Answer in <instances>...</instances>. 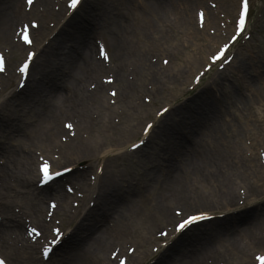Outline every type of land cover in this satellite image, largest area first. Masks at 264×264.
<instances>
[{"label": "bare ground", "instance_id": "6f19581e", "mask_svg": "<svg viewBox=\"0 0 264 264\" xmlns=\"http://www.w3.org/2000/svg\"><path fill=\"white\" fill-rule=\"evenodd\" d=\"M37 1L40 10L32 7L26 11L20 0H0V43L11 49L8 65L25 50L12 35L27 18L40 11L54 16L63 12L52 10L53 0ZM174 1L83 0L78 6L82 5V15L75 16L77 7L53 35L47 34L49 28L42 23L37 30L31 29L37 47L35 75L28 76L23 88L11 87L18 74L14 65L7 67L0 97V211L10 216H4L0 223V241L18 264L37 262L33 245H15L11 235L3 237L6 229L18 237L25 223L23 216L29 215L48 230L41 200L55 196L56 190L49 185L33 186L34 148L47 154L57 151L63 160H70L69 165L85 161V166H75L67 176L83 182L85 201L95 194L92 207L81 200L76 211L77 216L83 214L78 220L67 205L58 207L57 212L72 226L65 239L81 245L77 251L62 253L55 264H86L90 260L114 264L104 257L112 241L120 250L129 239L142 247L148 238L152 240L155 225L176 218L171 205L188 206L187 202L198 204L200 209L190 212L193 214L218 209L225 214L197 224L194 236H177L152 264H204L206 258H211L210 264L234 260L253 264L251 258L244 257L243 246L248 241L253 248L264 247V205L260 218L252 217L256 204L252 213L236 207L238 202L250 203L256 198H260L257 202L264 201V164L258 156L247 154L241 143L243 132L249 131L247 125H256L240 123L254 101L238 92V88L251 90L259 80L264 82V60L257 65L252 58L240 57L233 74L218 71L194 95L181 99L185 90L181 93L176 84L180 77L185 82L196 72L202 56L186 55L189 67H164L168 57L180 58L179 44L171 39L168 42L164 26H171L167 28L175 33V24H170L175 21L184 34L188 28L198 33L193 37L200 39L197 47L207 39L184 14L186 4L180 11ZM208 14L211 16L210 11ZM170 15L175 20L168 19ZM96 33L109 41L105 46L108 63L99 57L96 46L93 50ZM190 47L192 53L194 45ZM185 67L189 70L186 76ZM109 76L114 97L107 94L111 90L106 82ZM231 82L235 84L229 85ZM236 82H242L241 86ZM259 90L264 93V84ZM159 102H164L160 107H168L160 116L156 115L160 108L152 111L150 107ZM229 106L240 117L230 115L226 119ZM150 120L155 124L143 137L144 147L133 152L122 148L130 138L142 135ZM66 123L74 127L67 128ZM137 123L142 124L140 129ZM71 130H75L74 135H69ZM99 165L101 173L91 189L85 173L93 168L95 173ZM138 167L146 172L139 174ZM237 183L241 184L238 190L234 187ZM59 196L64 202L63 193ZM13 204L21 207L19 214L13 212ZM151 255L146 249H136L129 257L135 261L142 256L146 262Z\"/></svg>", "mask_w": 264, "mask_h": 264}, {"label": "rangeland", "instance_id": "374dc122", "mask_svg": "<svg viewBox=\"0 0 264 264\" xmlns=\"http://www.w3.org/2000/svg\"><path fill=\"white\" fill-rule=\"evenodd\" d=\"M21 4H22V0H20ZM216 4V7L211 6L212 4ZM182 4H186L184 7V14L186 15V13L188 14V18L190 20L193 21L194 23V19H195V10L198 8L201 9H205L208 7L210 9H212L213 11H215V13H213L212 16H210L209 14H207V21H206V25H204L202 28H198L199 31L204 32L203 36L205 37V39L207 40H203L201 41V45L199 47H197L196 43L197 40H200L199 37L194 39L193 37L198 35V33H194L191 32L190 28L187 29V31H189L191 33L190 34H184L183 30L177 29L178 25L177 23H175V21L173 23H170L173 26V30L175 31V33L167 27H171V26H164V28L166 29V32L168 33V42L171 39L173 43H177V44H181L180 48H179V59L178 58H172L169 59V62L165 65L166 68H173L175 66L177 67H181L182 65L186 64L187 67H189V65L186 63V60L188 58V56L186 57V55H189L190 57L193 56H197L199 57L204 56L203 58H201V62H200V66L198 68H200L203 63H205V59L206 56L208 58V60L210 62H212L214 65L217 66V64H224L221 63V58L218 59L217 61H212L210 59V56L212 54H214L216 51L219 50V48L221 47L222 44H224L223 42L229 38L232 35H235V18L236 15L239 11V5H240V0H192V2L189 3H182L180 1H174V7L176 10H182ZM211 4V5H210ZM55 10V9H54ZM204 10V11H205ZM247 14H248V19L246 22V26L244 28V31L242 33H240L239 35H237V39L238 44L234 45V46H230L229 48H227L225 50V53L227 56H230L232 54H234L231 62L224 68V75L226 76H230L231 74H233L232 72H235L234 70L237 67V61L240 57H244V58H252L255 60V62L258 64L263 63L264 60V0H248V10H247ZM52 15H40V19H37V21H39V23H42L44 25H46L49 28V33L51 32V30H54V27L56 25V23L58 22V18L60 17L59 15L57 16V21L53 24L49 26L50 23V19H54L56 17H51ZM51 17V18H50ZM170 18V20L174 19V16L172 17L171 15L168 17V19ZM42 19V20H41ZM175 20V19H174ZM196 27V26H195ZM180 33V34H178ZM17 37V35H16ZM94 37H97V35L95 34ZM105 41L106 46H108V39L105 38L103 39ZM160 42L164 44L165 40L164 39H160ZM185 45H188L187 48H185ZM194 45V50H193V55L190 52V46ZM3 44H0V49L2 50L3 48ZM95 48V45L93 47V50ZM109 48V47H108ZM157 53V52H156ZM165 54V53H162ZM250 57H247L249 56ZM22 59V55L19 56L18 60L16 61L15 64H17L19 62V60ZM201 70V69H200ZM189 70L186 69L185 67V72H184V76H186L187 72ZM175 72V71H174ZM176 73V72H175ZM214 77L213 72L210 71L202 80L201 82L203 84L208 83L209 79L212 80V78ZM189 79L190 77L187 76V78H185V82H182V79L180 77V82H178L176 85L179 87L180 92H184L186 85L189 83ZM200 82V83H201ZM237 83V82H236ZM242 82H238L237 84L239 86H241ZM233 85L235 83H229V85ZM264 84V82H259L257 84H255V87H252L251 90L245 88V87H241L238 88V92L241 93L242 91V97L243 95L247 98H249L251 101H254L253 106L251 105V107H253L250 110V118H260V120L256 121V123H259V125H255L254 127L247 125V129L250 130L247 131L245 130L243 132V136L241 138V143L242 146L244 147L245 150H247V154H250L253 157H257V152L258 149L262 148V146L264 147V93H260L259 88ZM113 87V86H111ZM181 87V88H180ZM110 88V87H109ZM183 88V89H182ZM196 88V86L194 87ZM194 92V91H193ZM192 92L190 91H186L182 94L181 99L185 98L186 96L190 95ZM232 93V92H231ZM222 99L224 95V92L221 91L220 92ZM189 97V96H188ZM180 100V97L177 99ZM145 103V102H144ZM150 103V102H148ZM164 102H159L155 105H150L152 111L156 110V108H159L161 106V104H163ZM239 112L234 111L233 106H229L228 108V114H226V119H229L230 115L232 116H238ZM242 121V120H241ZM241 124L246 123L244 120L242 122H240ZM251 123V120H250ZM142 124L137 123V126L140 128ZM136 137H132L128 140L129 143H131L130 141H133ZM127 142V143H128ZM123 143V141H122ZM126 143V144H127ZM128 143V144H129ZM125 144V147H126ZM111 147V146H110ZM113 148V147H112ZM59 159V158H58ZM126 165V164H125ZM123 167V165H122ZM121 167V168H122ZM140 172L145 173L146 170L143 167H138V169ZM251 180V178H250ZM262 185H264V178L262 181ZM234 186V185H233ZM241 186V184H236L234 187L238 190V188ZM261 184H259L258 182V186L257 188L260 189ZM188 206L187 209H196L197 207V203L196 202H187ZM45 204V202H44ZM179 206V205H177ZM245 206V205H244ZM263 208V205H259L256 207V212L253 214L252 217L254 218H260L262 217L261 214H259L261 212ZM251 209V213L253 208ZM63 244V243H62ZM68 246V244H66L64 247L62 245H60V249L62 248H66ZM247 251V256L250 257V254L248 251H250L249 247L245 248ZM50 263V262H49ZM52 264V263H50ZM236 264V263H233Z\"/></svg>", "mask_w": 264, "mask_h": 264}, {"label": "snow or ice", "instance_id": "6c2138e0", "mask_svg": "<svg viewBox=\"0 0 264 264\" xmlns=\"http://www.w3.org/2000/svg\"><path fill=\"white\" fill-rule=\"evenodd\" d=\"M32 2H33V0H27L28 4H31ZM80 2H81V0H68V6L75 9V8H77V6ZM247 10H248V0H240L238 18L235 21V32H237V33L241 32V29L244 27L245 14H246ZM197 17L199 18L200 26L203 27L204 23H205L204 12H202V11L198 12ZM36 27H37V22L35 20L31 21L29 25H23L22 26V35H21L20 39H22L25 44L30 45L32 43V40L29 38V33H28L27 29L28 28H36ZM236 40H237L236 35H232L230 37V42H234ZM229 46H230L229 43L222 44L221 47L219 48V50L216 51L214 55L210 56V59L212 61H217L218 59H220L221 56L225 53V50ZM99 54L106 61L110 59L107 51L105 50V48L103 46H100ZM34 55L35 54L31 51L26 53V58L23 59L22 62H20L18 65L19 73L24 74L29 70V61L33 59ZM231 59H232L231 57L228 58L229 61ZM227 62L228 61H225L224 64H226ZM163 63L167 64L168 60H164ZM224 64H221V67H224ZM5 70H6V61L3 57H0V72H3ZM106 82L111 83L112 77H110V76L107 77ZM110 95L113 97L116 96V91L113 90L110 93ZM144 99L147 100L148 97L146 96V97H144ZM160 113H166V110L161 108L160 112L157 113V115H159ZM65 127L71 128L72 125L66 124ZM143 131L146 133L153 131V125L147 124L144 127ZM131 147L133 149H136L137 144L133 143L131 145ZM260 155L264 156V152L260 153ZM38 169H39V173H40L39 182L41 184H47L48 182L54 181L55 178L60 177L63 172L69 171V169L66 167H62L60 171L53 170L51 162L49 160H46V159L42 160V162L38 166ZM69 191H71V189H69ZM50 207L55 208L56 207L55 203H52L50 205ZM241 210L251 211V209H243L242 205H241ZM176 215L181 216L180 221L175 225L176 231H180L182 229H185V228H187V226L194 224V222L202 221L206 218L204 213L189 215V216H187V218H183L181 210L179 208L176 209ZM50 231L54 234V236H53V239H51V241L49 243L51 245L58 244L62 239V233H61L60 228L59 227L52 228ZM27 235L33 239H36L41 235V233L38 231V229L36 227H32L31 229L27 230ZM159 235L164 236V235H166V233L161 232V233H159ZM49 250L50 249L48 246H44L43 247L44 255H48ZM127 252L132 253V252H134V249L129 247V248H127ZM111 256L113 258H117L119 260V264H126V259L123 256H120L118 251H112ZM256 258L260 261V264H264V255L257 256ZM0 264H5V261L3 259H0Z\"/></svg>", "mask_w": 264, "mask_h": 264}]
</instances>
